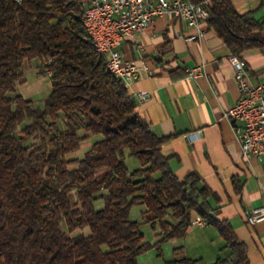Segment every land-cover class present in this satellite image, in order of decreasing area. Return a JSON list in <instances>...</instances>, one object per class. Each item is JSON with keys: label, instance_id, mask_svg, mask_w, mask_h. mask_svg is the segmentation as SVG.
Wrapping results in <instances>:
<instances>
[{"label": "trees", "instance_id": "trees-1", "mask_svg": "<svg viewBox=\"0 0 264 264\" xmlns=\"http://www.w3.org/2000/svg\"><path fill=\"white\" fill-rule=\"evenodd\" d=\"M258 1L239 13L231 0H208L207 26L235 55L264 45ZM84 9L85 0H0V264H138L149 249L183 239L195 217L223 242L212 264H249L231 224L215 217L217 196L198 176L173 173L161 153L166 138L106 69ZM34 60L50 73L42 108L16 92ZM90 136L99 139L84 158L71 157ZM133 206L158 229L154 244L130 219ZM173 255L163 264L199 263L181 246Z\"/></svg>", "mask_w": 264, "mask_h": 264}, {"label": "crops", "instance_id": "crops-1", "mask_svg": "<svg viewBox=\"0 0 264 264\" xmlns=\"http://www.w3.org/2000/svg\"><path fill=\"white\" fill-rule=\"evenodd\" d=\"M231 1L239 13L259 5L258 0ZM200 28L202 39L186 42L184 38L195 30L161 16L135 37L123 39L121 54L153 72L152 76L142 72L138 81L126 87L127 92L152 133L166 138L161 153L169 158L173 173L180 180L198 176L217 196L212 202L218 208L215 217L228 221L237 240L245 244L249 264H264V219L247 222L253 210L264 206V157L258 161L241 154L232 125L224 116L238 99L234 70L228 62L233 53L207 23ZM240 58L251 81L264 84V45L244 51ZM196 66L202 68V76L186 80L185 70ZM141 92L146 94L144 100L139 97ZM180 242L183 249L193 243L209 246L208 256L201 257L203 264H212L223 255L221 238L205 224L192 225Z\"/></svg>", "mask_w": 264, "mask_h": 264}, {"label": "built area", "instance_id": "built-area-1", "mask_svg": "<svg viewBox=\"0 0 264 264\" xmlns=\"http://www.w3.org/2000/svg\"><path fill=\"white\" fill-rule=\"evenodd\" d=\"M208 0H87L85 20L91 30V43L100 46L118 76L127 87L140 78L142 72L153 75L147 66L125 58L119 51L123 39L133 38L155 19L161 16L175 18L195 30L184 38L186 42L200 41L202 23L209 19ZM234 70V81L238 99L224 116L230 121L236 141L245 159L264 157V84L253 83L249 69L240 56L228 57ZM186 80L193 81L202 76L200 66L185 70ZM50 73H48V76ZM145 92L139 93L144 100ZM264 219V206L253 210L247 217L249 224ZM204 223L195 218L192 225Z\"/></svg>", "mask_w": 264, "mask_h": 264}, {"label": "rangeland", "instance_id": "rangeland-1", "mask_svg": "<svg viewBox=\"0 0 264 264\" xmlns=\"http://www.w3.org/2000/svg\"><path fill=\"white\" fill-rule=\"evenodd\" d=\"M263 12V13H262ZM264 10L257 13V17H262ZM40 61L34 60L32 62H25L23 67V81L17 85L16 92L24 99L30 100L33 107H43V102L47 97L50 90V82L48 73L40 67ZM63 125V124H62ZM99 139V136H90L87 140L83 141L80 150L71 157L78 159L84 158L86 152L91 145ZM127 166L133 170L138 167V163L134 158H127ZM96 209L103 207L102 201L95 203ZM143 206H133L130 209V219L140 223V231L144 236V241L154 244L156 241L157 230H153L148 222L149 215H146ZM86 232V231H85ZM181 240L168 241L161 245V250L155 248L149 249L146 253L141 255L138 259V264H163L165 261L174 258L173 249L179 247L182 243ZM184 255H187L195 260H199L197 264H203L201 257H207L210 247L204 246L202 243L188 245V248L183 249Z\"/></svg>", "mask_w": 264, "mask_h": 264}, {"label": "bare ground", "instance_id": "bare-ground-1", "mask_svg": "<svg viewBox=\"0 0 264 264\" xmlns=\"http://www.w3.org/2000/svg\"><path fill=\"white\" fill-rule=\"evenodd\" d=\"M85 16H86V8L84 9L83 25H84V28H85V31H86L88 37H91V30H90V27H89V25H88V22L84 19ZM92 45H93L95 51H96L98 54H101V55H103V56L105 57V59H106V69H107V70H108V71H109V72H110L115 78L118 79V76L115 74V71L113 70V68H112V66H111V64H110L109 59H108V58L106 57V55L104 54L103 49H102L100 46H98L97 44H92ZM120 80H121V79H120Z\"/></svg>", "mask_w": 264, "mask_h": 264}]
</instances>
